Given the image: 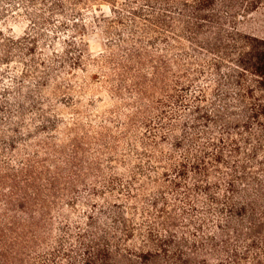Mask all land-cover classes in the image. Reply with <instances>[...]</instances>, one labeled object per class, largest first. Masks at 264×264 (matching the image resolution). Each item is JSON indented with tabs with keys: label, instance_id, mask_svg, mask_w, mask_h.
Instances as JSON below:
<instances>
[{
	"label": "trees",
	"instance_id": "16d2710c",
	"mask_svg": "<svg viewBox=\"0 0 264 264\" xmlns=\"http://www.w3.org/2000/svg\"><path fill=\"white\" fill-rule=\"evenodd\" d=\"M263 3L24 0L34 37L0 32V264H264V39L238 27ZM90 31L99 119L74 97Z\"/></svg>",
	"mask_w": 264,
	"mask_h": 264
},
{
	"label": "rangeland",
	"instance_id": "374dc122",
	"mask_svg": "<svg viewBox=\"0 0 264 264\" xmlns=\"http://www.w3.org/2000/svg\"><path fill=\"white\" fill-rule=\"evenodd\" d=\"M95 9L97 16H111V8L109 5L100 4L97 5ZM82 12L88 13V11L83 9ZM36 22L37 20L32 17L29 14V10L25 8L24 0H0V32L4 33L5 36L15 39H21L28 36L34 37L36 34L34 31L38 27V25L36 26ZM57 23V20H52L53 25L49 26L51 31L48 30L46 32L49 33L52 40L54 39V36L56 40L58 37H62L58 42L59 44H57L55 48L60 52H64V40H71V38L68 35L61 33L57 34L52 31L54 30L55 25L59 24ZM238 27L239 30L243 34H247V36L251 35L254 37H259L260 39H264V3L255 12L242 19ZM97 31L101 32L99 29ZM89 33V36L85 38V43H81V39H76V43H78L79 47L81 45H86V48L88 47V56L85 58V61L88 63V65L87 71L84 72L81 69L76 71L77 76L75 78V84L78 85V89H81L82 86H86L87 83L91 86V88H89L88 94H74V97L82 101L85 108L89 109V111L92 113L93 118L99 119V116L115 107L116 100L111 98L109 91H107L105 87H101L100 81L105 79L98 81L95 78V76L99 74H101L100 76L103 77L105 76V73L102 72L98 66L91 65L89 61L90 56L94 58L101 56V53H103L106 48V39L103 35L95 34L92 31ZM32 46L33 45H30V47ZM40 48L46 54H52V50L47 46L40 45ZM37 56L39 57V53ZM34 57L35 56H29L28 60L26 58L27 62L29 63L32 59H34ZM15 60L16 61L10 65L4 66V69L14 72L15 74H21L25 67L19 61H17L19 59L15 58ZM1 87L2 84H0V88ZM57 113L69 123L73 122L74 120V115L71 113V110H68L63 104H59V110Z\"/></svg>",
	"mask_w": 264,
	"mask_h": 264
}]
</instances>
